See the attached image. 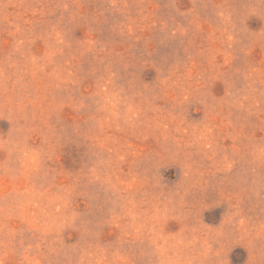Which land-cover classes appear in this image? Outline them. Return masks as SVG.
<instances>
[{
    "label": "rangeland",
    "instance_id": "rangeland-1",
    "mask_svg": "<svg viewBox=\"0 0 264 264\" xmlns=\"http://www.w3.org/2000/svg\"><path fill=\"white\" fill-rule=\"evenodd\" d=\"M0 264H264V0H0Z\"/></svg>",
    "mask_w": 264,
    "mask_h": 264
}]
</instances>
